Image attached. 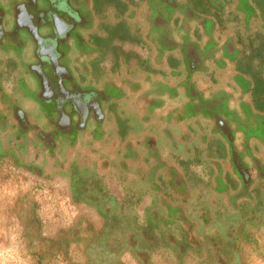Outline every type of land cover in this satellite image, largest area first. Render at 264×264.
<instances>
[{"label": "flooded vegetation", "instance_id": "af4514ba", "mask_svg": "<svg viewBox=\"0 0 264 264\" xmlns=\"http://www.w3.org/2000/svg\"><path fill=\"white\" fill-rule=\"evenodd\" d=\"M94 1L0 0V151L53 170L68 165L69 171L66 158L74 156L70 149L78 146L79 136L89 144L86 163L113 157L107 148L106 160L94 155L97 145L115 144L114 137L107 141L111 118L131 120L122 135H140L145 148L166 144L206 155L211 137L204 136L212 134L224 144L225 174L235 178L236 193L248 200L264 175V111L252 106L250 76L238 65L255 68V52L264 48V0H113L99 9ZM108 8L112 22L101 18ZM134 20L142 24L139 34L129 30ZM118 23L126 31L120 41L140 49L147 44L150 56L138 57L134 74L93 75L90 60L103 46L96 42L107 39L106 27ZM46 102L69 110L47 112ZM110 105L121 113L113 116ZM138 118L149 120L147 128ZM74 127L77 133L68 131ZM116 144L121 152L128 148ZM223 169L218 163L216 176ZM216 180L212 193H235L219 176Z\"/></svg>", "mask_w": 264, "mask_h": 264}, {"label": "rangeland", "instance_id": "374dc122", "mask_svg": "<svg viewBox=\"0 0 264 264\" xmlns=\"http://www.w3.org/2000/svg\"><path fill=\"white\" fill-rule=\"evenodd\" d=\"M112 1L95 0L93 6L99 9L104 3L114 4ZM111 11L105 9L101 18L112 22ZM128 27L136 34L143 30L135 20ZM106 28L107 39L100 37L96 42H103L102 56L90 60L91 72L101 77L115 76L118 70L134 74L138 57L150 56L149 47L145 44L140 49L131 41H120L126 36L122 24L115 25V37L110 27ZM43 105L47 112L69 110L66 105L58 108L51 102ZM214 110L220 113L216 106ZM112 112L113 116L121 113L117 108ZM208 112L210 115L212 110ZM69 115L74 116L72 112ZM85 122L92 124L91 118ZM148 122L139 119L144 129ZM108 123L107 141L114 137L115 144L97 145V153L93 152L106 160L104 150H112L113 157L103 164L98 157L96 162L86 163L90 161L89 144L83 136H79L78 146L70 149L74 156L66 158V164H71L69 171L68 165L53 170L0 151V264H264V175L253 184L248 200L230 194L218 196L211 191L217 187L219 176L214 163L218 166L226 155L220 156L223 147L217 137L206 134L204 137H211L206 155L193 150L194 156L186 159L191 153L179 147L160 144L157 149L145 148L140 135L119 134L114 118ZM123 124L129 126L131 120ZM74 128L68 131L77 133ZM117 142L126 143L128 148L121 152V148L116 149ZM169 179L177 184L172 185ZM230 190L236 188L230 186ZM172 209L183 211L192 223L188 241L193 244L185 252H180L177 244L165 245L160 230L155 233L158 243L153 245L137 228L152 210L161 217ZM204 211L211 221L200 222L199 214ZM133 216L138 224H133ZM174 229L176 239L180 230Z\"/></svg>", "mask_w": 264, "mask_h": 264}, {"label": "trees", "instance_id": "16d2710c", "mask_svg": "<svg viewBox=\"0 0 264 264\" xmlns=\"http://www.w3.org/2000/svg\"><path fill=\"white\" fill-rule=\"evenodd\" d=\"M113 29L114 28H110V31L114 32ZM124 31H125V29H124ZM123 37H125V36H123ZM261 46H264V43H262ZM263 51H264V48L260 47L255 52L256 57H257L255 68H253L252 65L246 64L245 62H244V64L246 65V70H245V68L241 69V65H238L239 71L244 70L243 73H246L250 76L251 104L256 110L261 111V112L264 111V52ZM117 121H118V123H117L118 124V132H119V134L122 135V134H124V130H123V126H122L123 122L120 121V119H118ZM221 137H222L223 141L226 142L225 138L223 137V134L221 135ZM221 145H222V143H221ZM222 147H224V144ZM224 150H225V148H223V152H224ZM222 155L223 154H221V156ZM121 166L123 168L125 165L122 164ZM234 171L236 172L235 169H234ZM225 177H226V179L229 180L228 182L226 180H224L225 183L227 185H230L232 188H236V190H237V184H236V181L233 179V177L230 176L231 178H229L227 174H225ZM239 180H240V183L242 184V186L243 185L246 186L248 183V182L244 181L243 179H241L240 177H239ZM174 183L177 184V181L171 180V184L173 185ZM236 190H234L235 193H236ZM242 191L243 190H241V193H242ZM235 193L233 192L231 194L232 197H235V198L239 197V195L238 194L236 195ZM152 211L153 212L147 214V218L143 222H141L140 224H138V222L136 220V216L132 217L133 224L137 223L139 225V226H137V228H138V231L140 230L141 236L144 239L146 238L145 240L148 243H152L153 245H155L156 242L158 243V240L155 238L156 237L155 233H157V231L160 230V233H161L160 239L163 240V243H165V245L171 246L172 244H177L178 248H180V252H185V250L187 248H189V246H191L193 243H189V241H188V239L190 240V238H188V233L190 231L189 227H190V224H192V223L188 220L187 217H185L183 211L172 209V210L167 211L166 213H163V215L161 217H159L157 210L156 211L152 210ZM133 219H134V221H133ZM157 220H159V221L157 222ZM199 220H200V222H202V220H206V222L210 221L209 213H206L205 211L202 212V215L200 216ZM206 222H203V223H206ZM172 227L173 228L177 227L180 230L179 231L180 234L176 239H174V237H173L174 231H173ZM153 228H154V231H153ZM165 233H166V235H165ZM164 236H166V238ZM171 239H174L175 241H173Z\"/></svg>", "mask_w": 264, "mask_h": 264}, {"label": "crops", "instance_id": "0c3cea01", "mask_svg": "<svg viewBox=\"0 0 264 264\" xmlns=\"http://www.w3.org/2000/svg\"><path fill=\"white\" fill-rule=\"evenodd\" d=\"M209 140V139H208ZM207 140V141H208ZM222 143V142H221ZM222 146H223V143H222ZM194 156V155H193ZM193 156H186L185 158L186 159H188V157H193ZM216 159V158H215ZM214 159V160H215ZM212 160H213V158H212ZM204 161H207L206 159L204 160ZM199 163L201 164V163H203V161L201 160V161H199ZM198 162H196V164H199ZM222 164V167L224 168L223 169V171H222V176H221V174L219 175V179H221V181L224 183L225 181H224V176H225V173L227 172V169H225V167H224V162H222L221 163ZM214 165L216 166V164L214 163ZM221 176V177H220ZM235 179V178H234ZM184 213V212H183ZM145 226V225H144ZM176 228V227H175ZM172 229H173V231L175 232V229L172 227ZM153 231H154V228H153Z\"/></svg>", "mask_w": 264, "mask_h": 264}]
</instances>
